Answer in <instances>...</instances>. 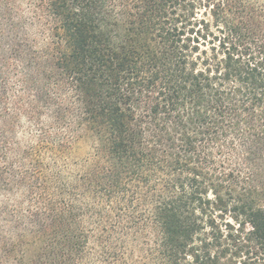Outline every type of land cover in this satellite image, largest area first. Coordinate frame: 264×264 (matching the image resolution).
<instances>
[{
	"label": "trees",
	"instance_id": "16d2710c",
	"mask_svg": "<svg viewBox=\"0 0 264 264\" xmlns=\"http://www.w3.org/2000/svg\"><path fill=\"white\" fill-rule=\"evenodd\" d=\"M0 201V264H264V0H0Z\"/></svg>",
	"mask_w": 264,
	"mask_h": 264
},
{
	"label": "rangeland",
	"instance_id": "374dc122",
	"mask_svg": "<svg viewBox=\"0 0 264 264\" xmlns=\"http://www.w3.org/2000/svg\"><path fill=\"white\" fill-rule=\"evenodd\" d=\"M83 151H84V145H81V140H80L76 148L75 155L81 156V153H83ZM77 162H80V161L77 160ZM18 221L19 219L11 216L6 210V208L3 206V203L0 201V248H1V242H2L1 239L3 238V236H8V232L10 229H12V226L17 225V224L20 225ZM21 223L23 224L22 226L31 227V222L29 220H23ZM18 230L19 232H21L20 228H18ZM10 234L14 236L12 238H15L16 233L13 232ZM22 234L24 235V240L27 241L29 239V236H27L26 233H22ZM17 258H20V256L18 254L16 255L15 253H12L9 255L8 261L6 263L11 264L14 260H17ZM0 260H3V253L1 249H0Z\"/></svg>",
	"mask_w": 264,
	"mask_h": 264
},
{
	"label": "snow or ice",
	"instance_id": "6c2138e0",
	"mask_svg": "<svg viewBox=\"0 0 264 264\" xmlns=\"http://www.w3.org/2000/svg\"><path fill=\"white\" fill-rule=\"evenodd\" d=\"M213 197H211L210 196V199H212ZM237 219H239V218H237ZM208 223H210V224H213L214 223V219L213 218H211V217H209L208 218ZM215 223H218V222H215ZM236 224V227L237 228H241V224H239V223H236L234 220H227V221H225V224L227 225V226H231L232 224ZM241 230H243L242 228H241ZM204 231V234L205 235H211V234H213V230L211 229V228H209V229H204L203 230ZM249 231H251V229H249Z\"/></svg>",
	"mask_w": 264,
	"mask_h": 264
},
{
	"label": "clouds",
	"instance_id": "9594fccd",
	"mask_svg": "<svg viewBox=\"0 0 264 264\" xmlns=\"http://www.w3.org/2000/svg\"><path fill=\"white\" fill-rule=\"evenodd\" d=\"M199 70V69H198ZM209 196H211V192H209Z\"/></svg>",
	"mask_w": 264,
	"mask_h": 264
}]
</instances>
